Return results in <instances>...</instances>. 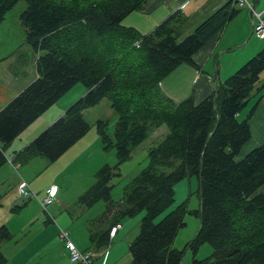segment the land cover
Instances as JSON below:
<instances>
[{
  "label": "trees",
  "instance_id": "1",
  "mask_svg": "<svg viewBox=\"0 0 264 264\" xmlns=\"http://www.w3.org/2000/svg\"><path fill=\"white\" fill-rule=\"evenodd\" d=\"M18 1L0 0V22ZM24 1L20 22L25 42L33 51L44 53L37 58V77L0 110V166L7 162L4 147L81 82L86 92L19 150L13 162L24 164L36 155L54 162L88 131L83 111L103 99L110 102L116 115L112 135L107 133L108 119H98L96 130L104 148L115 149L117 163L103 164L95 181L77 198L85 207L105 202L90 237L96 249L110 243V228L119 219L144 211L138 234L129 245L133 264H181L183 251L174 248L173 241L184 224L185 205L154 220L173 203L175 183L196 176L200 201L196 213L201 223L188 246L196 250L207 243L212 252L194 262L264 264V194L257 192L264 184V142L236 159L251 137L247 118L238 119L237 113L264 88V83L258 86L264 47L197 103L192 95L174 101L160 87L177 66L193 65V53L223 30L238 12L234 0L182 38L173 23L181 21L180 11L147 35L120 24L148 0ZM75 46L77 52H73ZM162 125L167 132L149 148L147 165L114 202L111 180L121 175L119 165L152 129ZM111 218L110 225L102 227ZM11 236L0 225V264L7 263L1 243Z\"/></svg>",
  "mask_w": 264,
  "mask_h": 264
},
{
  "label": "crops",
  "instance_id": "2",
  "mask_svg": "<svg viewBox=\"0 0 264 264\" xmlns=\"http://www.w3.org/2000/svg\"><path fill=\"white\" fill-rule=\"evenodd\" d=\"M227 1L229 0H148L142 9L130 12L124 19L126 20L125 24L131 25L143 34L153 29L173 12L180 11L181 21L175 22L173 20V23L178 31L184 29L188 34ZM248 1L253 3L255 11L263 12L264 15V0ZM234 8L238 12L228 23L238 20L236 22L237 39L222 43V36H219L220 32L211 37L191 56L193 65L187 63L180 64L160 82L161 89L168 97L174 101H181L192 95L195 103L203 100L206 96L217 90L220 83L225 81L226 76H230V73L233 71L232 68H236V65L240 63L242 58L247 59L264 47V37L252 31L253 17L251 11L248 9L249 12H243L241 10L245 9V7H238L237 5ZM253 33L257 36V40H253L251 52L249 54L235 55L231 70L230 67L220 62L221 58L226 56L224 55L225 52L234 45L242 47L243 41L248 40L249 35ZM21 41L22 39L19 44H15L12 40H7L3 46L10 51L7 54L9 55L8 58L13 57L10 62L23 61V64L27 63V61L29 62L30 66H27V68L29 67L28 71L30 74L23 79H20L22 76H13V73L7 69L8 64L6 63L5 56H1L0 110L37 77V58L44 51L35 52L25 41ZM25 44L30 49L29 53H27V61L23 56L25 48H28ZM248 44L249 42L241 52H244ZM19 48H24L23 54L19 53ZM263 83L264 69L260 73L258 86H261ZM84 88L77 87L78 95L83 93ZM72 101L69 100V102L62 103L59 109H53L46 115L43 112L28 125L19 134H24L22 135L23 142L19 146V150L25 147L32 137L46 127L53 119L62 115ZM237 118H247L251 130L250 139L241 147L236 156V159L240 160L253 148L264 142V88L249 97L246 105L237 113ZM48 119L50 122L46 123ZM96 121L90 124L95 130ZM28 128L30 129L27 131ZM96 135L99 136L97 130ZM18 136L4 147L7 162L0 166V225L5 224L12 234L11 238L3 241L1 246L3 254L7 259L6 264H78L72 263L69 259L68 250L65 248L59 235L61 229L67 231L69 239L79 250H90L92 252L90 264H133L129 245L134 238L128 242V249L122 243L113 244V240L117 237L120 228L127 221H124L122 225L116 224L117 230L113 237L109 236L111 239L109 244L102 245L96 249L97 246L90 240L91 233L93 232L92 227L95 225L96 212L89 210L96 203L91 207H85L77 203L78 196L91 185L88 179L85 178L87 182L81 180L72 187L71 192L66 193L65 177L68 178L70 175L71 177H81L83 174H79L78 169L80 168L79 170L85 172L87 168L85 166L89 165L86 163L88 160L81 159V153L74 152L76 144L82 138L76 141L54 162L48 163L46 159L43 167L44 170L37 172V170L31 171L27 169L28 165L26 163L13 162L14 157L11 158V155L7 153V150L14 144ZM15 151L14 148L11 150V152ZM142 151L145 153L146 150L143 149ZM66 171L67 173L64 175ZM45 173L50 175L42 183L38 184L42 178L46 177H42ZM38 179L39 181H37ZM23 180L27 182L28 186L36 194L35 197L25 198L27 201H24L25 199L18 193V185ZM93 180L92 175L91 181ZM52 184H55L57 187L56 199L50 204L42 206L41 199L45 195V190ZM33 185L35 188L32 187ZM257 192L264 194V184L257 189ZM39 193L42 195L41 198L38 197ZM21 205L23 206L20 207ZM123 218H126V216ZM111 221L112 218L107 220L104 224L105 226L102 227L109 226ZM139 223L140 221L135 227L136 235L139 231ZM96 229L98 228L95 227Z\"/></svg>",
  "mask_w": 264,
  "mask_h": 264
},
{
  "label": "rangeland",
  "instance_id": "3",
  "mask_svg": "<svg viewBox=\"0 0 264 264\" xmlns=\"http://www.w3.org/2000/svg\"><path fill=\"white\" fill-rule=\"evenodd\" d=\"M25 7H26V3L24 0L18 1L4 14V18L0 22V60H2L1 56H5L7 60L6 63L8 64L7 69L11 73H13V76H22L20 79L26 78L30 74L28 71L29 67L27 68V66H30L28 64L29 62L27 61L28 59L27 53H29L30 49L27 46V44H25L26 47H28V48H25V51H24L25 54H23L24 48L18 49L19 53L23 54L24 59H26L27 63L23 64V61H17V62L12 63L10 61L13 57L8 58L9 55L7 54L10 51H8V48L4 47L3 45L7 40H12L15 44H19L21 39H22L21 42L25 41L24 30L20 22V13L25 9ZM246 8L247 7H245V9H242L241 11L249 12L248 8L247 9ZM124 18L122 19L120 24L125 27L131 26V25L125 24L126 20ZM237 21L238 20H234L229 23L227 22L223 30L220 31L219 36L220 35L222 36V43L224 41L227 43L230 40L235 41L237 39V34H236L237 32L236 22ZM153 29L147 31L146 33H143L142 35L149 34ZM178 32L180 33L179 38H182L183 36H185L183 34H187V32L184 29H180V31ZM253 34L249 35L250 37L248 38V40L243 41L242 47H240V45H234L233 47H231V49L225 52L224 55L226 56H223L220 62H223L225 65L230 67V70H231V67H233V64H234L235 55L249 54V52H251V45L253 43V40H257V36ZM248 42L249 44L247 48L244 50V52H241V50L246 46ZM77 50L78 49L75 46V48L73 49V52H77ZM70 51L72 52V46H70ZM256 52L253 53V55L249 56L247 59L242 58V60H240V63L236 65V68L235 67L232 68L233 70L232 73L235 72V70H237L239 67H241L252 56H254ZM232 73H230V75ZM228 76H226L225 78L227 79ZM77 87L83 89V87L85 86L81 82H78L77 84H75L73 87H71L67 92H65L59 98L57 103H55L52 107H49V109H47V111L44 112V115H46L53 109H59L62 103L69 102V100L75 101L76 99H78L80 96H82L86 92V89H85L86 87H85L83 93L78 95L79 93H77ZM113 113L114 112L110 106V102L107 99H103L96 106L85 109L83 111V116L85 120L89 123V125L95 123L97 119H102V120L108 119L107 133L109 132L112 135V132L115 126V120H116V115ZM42 117H45V116H42ZM55 119H53L51 122H53ZM48 122H50L49 119L48 121H46V123ZM46 127H44L37 134H35L30 140V142ZM29 129L30 128H28L27 131ZM166 132H167V128L164 125L160 126L159 128L152 129L150 133L148 134V137L138 147H136L132 151L129 159L125 160L119 165L118 172H120L121 175L113 177L111 180V184H112L111 198L114 202H117L118 200H120L124 194V188L127 185L129 186L131 182L133 181V179L140 176L141 171L143 170V168H145V166L148 163L147 152L149 148H151L152 146H155L164 137ZM22 135H19L17 140H15L14 144H12V146H10L9 149L7 150V153L11 155V158L14 157L20 149L19 146L23 142ZM98 137L99 136L96 135L95 128L92 127V125H90L88 131L81 137L82 139L79 140L78 143L76 144L77 146L74 152L81 153L82 155L81 159L88 160L86 163H88L89 165L85 166L87 167L85 169V172L79 170L80 168L78 169L79 174H83L81 177L79 176L71 177V175L68 178L65 177L66 179L65 186H67L66 193L71 192L72 187L75 184L79 183L81 180L86 181L85 178H87L88 182L92 184L95 181L96 171L103 164H108V165L113 166L117 163V156H116L115 149L112 146L104 148V143L101 141V138H98ZM12 147L16 150L15 152H11V150L13 149ZM143 149L146 150L145 153L142 151ZM45 161H46V158H44L43 156H34V158L32 157L26 163L28 165L27 169H30L31 171L37 170V172L42 171L44 170L43 167H44V163H46ZM85 167H82V168H85ZM12 171L14 170L12 169ZM66 173L67 171L64 173V175H66ZM49 175L50 174H47V173L42 175V177L43 176H46V177L42 178L40 181H39L40 179L39 178L37 180L39 181L38 184L42 183L44 179H46ZM92 175L94 178L93 181H91ZM32 187L35 188L34 185ZM197 190H198V179L196 176L185 177V178L178 180L174 185L175 194H174L173 203L169 207H167L163 212H161L154 220L155 222H157L163 216H165L168 212L176 209L179 205H182V204L185 205V212L183 215L184 224L183 226L178 228L176 236L173 241V247L176 248L177 250L183 251L181 264H202V263H196L194 262V260L202 261L207 256H209L212 252V247L207 243H203L199 245L196 250H193L188 246L190 242L192 241L193 237L198 232L200 228V223H201L200 216L196 213V210L199 208V202H200ZM38 197L39 198L42 197L41 193L38 194ZM104 203L105 202L103 200H100L89 211H95L96 212L95 216L97 218L105 209ZM143 215H144V211H141L140 213H138L137 215L133 217L127 216L126 218L119 219L118 224L122 225L124 221H127V222L124 223L123 226L120 228V231L118 232L117 237L113 240V244L122 243L128 249V242H130L133 238H135L134 236L137 233L135 231V227ZM1 246H2V243H1Z\"/></svg>",
  "mask_w": 264,
  "mask_h": 264
},
{
  "label": "built area",
  "instance_id": "4",
  "mask_svg": "<svg viewBox=\"0 0 264 264\" xmlns=\"http://www.w3.org/2000/svg\"><path fill=\"white\" fill-rule=\"evenodd\" d=\"M234 4L239 7H247L253 17L252 31L257 35L264 37V15L263 12H257L254 10V5L248 0H234ZM26 181H21L18 185V193L23 198L35 197V193L27 188ZM57 187L55 184L48 186L45 190V197L43 203H49L56 194ZM117 230V226H112L109 231V236L113 237ZM60 238L64 242L65 248L68 250V256L72 263L78 264H90L92 258V252L90 250L81 251L73 242L69 239L67 231L60 230Z\"/></svg>",
  "mask_w": 264,
  "mask_h": 264
},
{
  "label": "bare ground",
  "instance_id": "5",
  "mask_svg": "<svg viewBox=\"0 0 264 264\" xmlns=\"http://www.w3.org/2000/svg\"><path fill=\"white\" fill-rule=\"evenodd\" d=\"M239 7V6H238ZM252 25H253V22H252ZM27 183V182H26ZM28 185V184H27ZM27 188L29 189V190H32L29 186H27ZM33 191V190H32ZM57 194V193H56ZM56 194L54 195V197L52 198V200L49 202V203H46V204H44L43 203V199H44V197H45V195L42 197V199H41V205L42 206H45V205H48V204H50L51 202H53L55 199H56Z\"/></svg>",
  "mask_w": 264,
  "mask_h": 264
}]
</instances>
